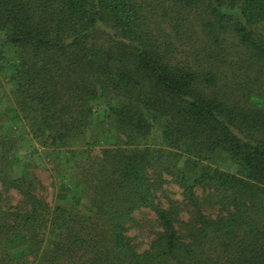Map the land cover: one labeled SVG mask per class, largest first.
<instances>
[{
    "label": "trees",
    "instance_id": "trees-1",
    "mask_svg": "<svg viewBox=\"0 0 264 264\" xmlns=\"http://www.w3.org/2000/svg\"><path fill=\"white\" fill-rule=\"evenodd\" d=\"M254 70L264 0H0V264H264Z\"/></svg>",
    "mask_w": 264,
    "mask_h": 264
},
{
    "label": "rangeland",
    "instance_id": "rangeland-1",
    "mask_svg": "<svg viewBox=\"0 0 264 264\" xmlns=\"http://www.w3.org/2000/svg\"><path fill=\"white\" fill-rule=\"evenodd\" d=\"M201 38L202 37L200 33L195 35L194 40H192L190 37H187L185 35V39L183 41V43L185 44H183L182 42H177V47L179 49H182L184 45H187L188 47L191 48H195V45L201 47V44H199ZM179 43H181L183 46H181ZM177 57L179 59H187L185 58L186 55H184L183 53H181ZM225 73L227 75L226 78H234V79L238 78V73L241 74L239 71L237 72L235 69L227 70L225 71ZM252 74L259 79V85L263 84L264 86V72L262 73V75H260L258 71L254 70L252 71ZM250 99L253 103H257L261 101L259 96H257V94L256 95L254 94L252 97H250ZM96 150H100V148H97ZM51 166L52 165L49 164L48 168H51ZM37 173L41 177V180L43 184L47 187L48 191L50 193L53 192L55 188L52 185L53 177L51 175V171L47 169L44 170L40 169L37 171ZM164 189H165L166 197L164 196L162 200L166 205H168L169 200H180V201L184 200L182 190L177 185L174 184L166 185ZM181 215L183 218H187L188 216L185 211H182ZM136 218L139 221V225L133 227L130 230L129 234L134 238V241L138 246L139 250H144L148 247L150 238L154 235L155 227L153 220L155 219V214L150 210L139 211L136 213Z\"/></svg>",
    "mask_w": 264,
    "mask_h": 264
}]
</instances>
